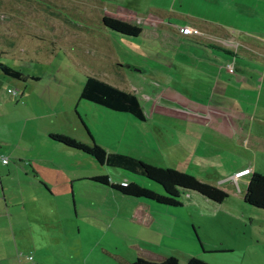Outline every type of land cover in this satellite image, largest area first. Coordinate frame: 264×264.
Here are the masks:
<instances>
[{
  "label": "rangeland",
  "instance_id": "374dc122",
  "mask_svg": "<svg viewBox=\"0 0 264 264\" xmlns=\"http://www.w3.org/2000/svg\"><path fill=\"white\" fill-rule=\"evenodd\" d=\"M104 15L145 30L138 37L116 33L103 26ZM196 19L224 27L229 38L222 46L234 57L225 53L223 58L236 60L228 86L218 88L224 94L215 91L212 98L191 87L210 86L209 74L191 58L205 50L203 39L175 29L177 22ZM263 46L264 0H0V61L25 77L0 71V195L5 194L9 207L6 213L0 209L6 215L0 217L1 262L31 264L41 254H47L45 264L61 262L55 250H48L61 235L67 247L84 245L103 264L169 256L178 264L190 257L210 264H264V210L242 200L249 175L264 174V151L255 139L264 137ZM87 76L134 93L147 120L80 99ZM212 86H224L220 75L215 74ZM173 92L244 112L250 118L245 127L250 142L235 144L202 127L183 129L173 118L160 125L164 113L150 110L151 105L156 101L175 109L180 104L169 96ZM43 101L55 107V118ZM76 111L107 152L205 179L227 198L215 203L184 191L182 206L170 207L98 184L91 178L106 174L115 182L161 190L140 173L101 165L48 137L47 130L57 129L91 144L81 124L71 125ZM12 153L30 161L24 165L27 176ZM43 157L46 163L36 160ZM238 165L243 168L233 178L226 174ZM33 168L52 192L42 182L27 186ZM201 245L213 252L203 253Z\"/></svg>",
  "mask_w": 264,
  "mask_h": 264
},
{
  "label": "trees",
  "instance_id": "16d2710c",
  "mask_svg": "<svg viewBox=\"0 0 264 264\" xmlns=\"http://www.w3.org/2000/svg\"><path fill=\"white\" fill-rule=\"evenodd\" d=\"M101 22L104 27L125 36L138 37L142 33L140 25L118 18L104 15ZM228 53L230 57H234L233 51L229 50ZM235 62L236 60L233 62L234 70L236 68ZM0 71L9 77L20 80L25 79L19 71L2 62H0ZM79 98L114 112L130 114L139 121H145L144 111L138 97L134 93L113 86L97 77L87 76L85 78ZM89 136L91 144L63 133H50L48 137L55 142L92 156L101 165L140 173L149 181L157 184L161 189L160 191H156L134 181L115 182L106 174L91 178L98 184L118 191L122 195L143 198L170 207L182 206L180 197L184 191L198 193L205 199L215 203H222L227 198L225 192L219 188L201 182L188 173L172 168L154 166L131 155L109 153L97 145L90 134ZM242 200L251 207L264 210V174L252 172L249 175ZM128 264H178V260L173 256L165 257L159 261H150L137 257ZM187 264L210 263L197 257H190L187 259Z\"/></svg>",
  "mask_w": 264,
  "mask_h": 264
},
{
  "label": "crops",
  "instance_id": "0c3cea01",
  "mask_svg": "<svg viewBox=\"0 0 264 264\" xmlns=\"http://www.w3.org/2000/svg\"><path fill=\"white\" fill-rule=\"evenodd\" d=\"M128 22L134 23L131 21H128ZM185 27L197 29L199 34H196V35L194 34L191 36L199 37V38L203 39L202 40L203 41V47L205 48V50L202 52V54L191 55V58L195 59V65L197 63H199V65L201 66V67L199 66L200 69H202V71L204 70L205 71L204 73L206 75L208 73L210 76V78H209L210 81L208 82L210 86L206 85V86H191V87H193V89H195V90L200 89L202 91H206L208 96L211 94V98H212L213 93L215 91H217L220 95L224 94V92L219 91V89H224L228 86L229 71L226 69V65H229L232 62V61L230 62V59L225 60L223 58L225 53L227 54V57L230 58V55L228 53L229 49L228 48L225 49L222 46L223 43H228L226 40L229 37H228V34L226 33V30H224L223 26H219L217 23L210 22V21H201L198 19H196L195 22L191 21L189 23H180V22L175 23V29L178 31V33L180 32L179 30L181 28H185ZM141 28H142V33H141V35H142L145 29H144V26L143 27L141 26ZM179 34L182 36H189V35H183L181 33H179ZM225 38H227V39H225ZM215 43H217V44L214 45ZM207 49H209V50H207ZM212 50H216V52H218V53L215 54L212 52ZM4 64H6V63H4ZM196 67H198V66H196ZM215 74L220 75L221 84L224 86H212L213 78H214ZM224 74H226V76H224ZM201 81H203V80H201ZM173 93L174 94H169L170 97H173L172 101L174 100L175 102H178L180 104V106L176 107L175 109H169L166 107H162L159 104V102H156V101H154L155 103H153L151 105L150 110H152L154 107V108H157L158 111L164 113L161 117H159L160 125H164L166 118H173V119H175V121L177 123L183 124V129H192V128H196V127H202L204 129H207V131L210 132L211 134H216L218 137H222V138L225 137V138L230 139V140L232 139L235 142V144H238V142L239 143H242V142L246 143V140H248L250 142L251 134H247L246 129H245L246 120H249L250 118L244 112L230 111L223 102L212 103L211 98H210V101H208L206 103V105H203V104H201L203 102L189 101L185 97H183L182 95L175 93V92H173ZM57 101L58 100L55 101L56 104H58ZM42 103L45 107L50 108L49 116L55 118V115L57 114V112L54 111L55 107H53V106L49 107L48 103H46V101L45 102L43 101ZM78 103H79V101H78ZM51 109L53 110V112L51 111ZM58 113L61 114L60 109H59ZM144 114H145V121H146L148 118V114L146 111H144ZM75 117L77 118V121H76ZM75 117L71 119L72 120L71 125L74 126L75 122L79 125L81 124L82 126L80 125V127L82 129H86L88 132L85 134L86 135L90 134L91 137L93 138L94 142L96 143L97 141L95 140V137H93L92 130H91L90 126H88L85 123V121H83V118L79 112L76 111ZM259 120H261V119H259ZM57 132H58L57 129H55V131H53V129L51 131H50V129L46 131L48 136L50 133H57ZM59 133L65 134L63 131H60V130H59ZM66 134H68V133H66ZM258 136L259 137L255 138L256 142H257V140L259 142V145L257 147L260 151H264V137H262L260 134ZM74 138L85 142L82 139L83 138L82 136L81 137H74ZM240 140H241V142H240ZM245 143H243V144H245ZM99 145H101V144H99ZM12 155L16 156L17 163H18L17 166L21 169V171L24 173V175L27 176L28 173L25 170L24 165H26V163L30 164V161L23 157V162H22V158L19 155L17 156L15 153H12ZM212 155H214V156L217 155V157H218L219 154H215L213 152ZM36 160L40 161V162H44V163L47 162V159H45L44 157L41 159L37 158ZM217 162L219 163V165H221L220 160ZM242 168H243V165H238L234 169L233 173H230L232 169H227L226 174L228 176L231 175L233 178L234 177L233 174L239 172ZM34 170L35 169L33 168V174L31 175L32 178L26 179L27 186H29L30 184H32L31 186H33V185H38V183L39 184L43 183L44 187H47L48 191L52 192L51 189H49V185H47L45 180L38 179L39 177L37 175V172H36V170L35 171ZM220 171L222 173L225 172V170H220ZM202 181L208 183V181H206L205 179H202ZM231 181H234V180H231ZM247 181H248V179H247ZM217 182H218V180H217ZM209 184H211V183H209ZM246 184H247V182H246ZM19 185H21V183ZM243 188H245V185ZM19 191L21 192V189ZM2 200H3V203H2ZM7 208H9V207L7 206V203H6L5 194L0 195V209L3 210V212L5 211V213H6L9 210V209L7 210ZM5 213H0V217L6 216ZM58 237H59V239H58L59 242H57L56 244L51 243L48 250H50V251L55 250V253L57 255H60L62 260L60 259L61 262L58 260H55V263H53V264H103V263H97L98 257H97V259L92 258L87 253V248H85L84 245L80 244V245H74L73 247H70V246L67 247V245H65L63 242L62 236L58 235ZM85 251H86V254H85ZM206 252H208V253L213 252V249L206 251L203 248V253H206ZM28 257L29 256L27 255L26 259H29ZM45 257H47V254L46 255L41 254V258H39V259H37V257H32L31 264H45V262H46V261H44L46 259ZM163 258H165V257H161V259H163ZM63 260H64V262H62ZM1 261L2 260L0 259V264H3V262H1ZM19 262H21V259H19Z\"/></svg>",
  "mask_w": 264,
  "mask_h": 264
},
{
  "label": "built area",
  "instance_id": "2783aa9c",
  "mask_svg": "<svg viewBox=\"0 0 264 264\" xmlns=\"http://www.w3.org/2000/svg\"><path fill=\"white\" fill-rule=\"evenodd\" d=\"M180 32L182 34H187V35H190V34H199V32L197 31V29H194V28H189V27H185V28H181L180 29ZM226 69L229 71V73H233L234 72V63L231 62V64L229 65H226ZM8 93H11V94H15V91L11 90V89H7ZM2 163H6L7 160L2 158ZM29 259H31V257L29 256L28 257Z\"/></svg>",
  "mask_w": 264,
  "mask_h": 264
}]
</instances>
